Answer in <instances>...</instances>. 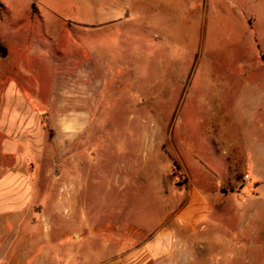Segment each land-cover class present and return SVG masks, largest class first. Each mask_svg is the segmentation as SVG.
I'll return each mask as SVG.
<instances>
[{"label": "rangeland", "instance_id": "1", "mask_svg": "<svg viewBox=\"0 0 264 264\" xmlns=\"http://www.w3.org/2000/svg\"><path fill=\"white\" fill-rule=\"evenodd\" d=\"M107 1L0 0V96L13 85L48 129L32 149L0 156V183L12 168L16 191L13 210L0 200V264H22L42 220L63 264L102 263L170 224L182 226L172 253L128 264H264V17L251 20L245 0ZM215 92L228 104L225 133H215ZM73 108L89 125L74 143L52 126ZM223 138L262 147V163L231 176L191 155L209 157V139ZM217 186L186 233L173 214L193 187Z\"/></svg>", "mask_w": 264, "mask_h": 264}, {"label": "crops", "instance_id": "2", "mask_svg": "<svg viewBox=\"0 0 264 264\" xmlns=\"http://www.w3.org/2000/svg\"><path fill=\"white\" fill-rule=\"evenodd\" d=\"M136 0H108L106 3H112L116 5L122 4H133ZM105 2V1H104ZM246 7L250 11L251 20L257 21L258 18L262 16L264 17V0H245ZM140 7V6H139ZM135 8V10H139L141 8ZM125 10H128L127 8ZM257 17V18H255ZM263 23V22H262ZM262 29L264 28V24L260 26ZM216 98V112L217 118L215 120L214 128L215 133L217 134L224 126H221V116L226 114L228 110V104H226L221 99V95L219 93H213ZM232 107L231 105L229 108ZM78 111L76 108L69 110L68 115V123H58L54 121L53 127L60 131L61 129L64 132H67V136L69 141L75 142L77 138V132L81 131L83 128L87 131L89 125L88 122L82 126L78 124L77 119ZM89 112L87 109L84 110V115L89 116ZM88 121V119L86 120ZM47 128L44 126L42 115L37 112L35 107L31 106L28 98L23 95L22 92H15L13 85L7 87L4 92L1 93L0 96V156L4 158L11 159L14 151H19V148L27 147L29 149L33 148V144L31 143L37 138H44L47 133ZM225 133V130H221ZM206 132V130L204 131ZM52 136L49 134V138ZM209 152L207 158L200 155V151L198 149H194L192 152V156H195L194 159L197 162H213V163H223L228 165V172L232 174L234 167L238 163L246 162V163H262V147L256 148L254 151L244 145L243 143H233L230 140L225 138L218 140L216 143L209 139ZM208 151V149H207ZM205 151L203 149L202 154ZM253 157V159H252ZM260 157V158H257ZM201 158V159H200ZM260 159V160H259ZM233 168V169H232ZM5 171V170H4ZM233 179V177H231ZM231 179V180H232ZM0 183V200L3 197V205L8 206V210H13V204L11 203V197L15 194V190L12 188L13 186V170L12 168L8 169V173H6L1 178ZM166 188H173V186H177L171 182L165 180L164 183ZM158 186L161 187V184ZM217 186V189H206L202 190L198 187H193L191 191V199L184 210H176L175 217L182 220L185 226V232H189L190 228H193L196 224H198L204 215L210 212V208L207 205V201L203 199V197L209 195L213 192H219L218 189H221L222 186ZM213 190V191H212ZM9 199V201L7 200ZM6 209V208H5ZM169 209L174 211L175 209V201H171L169 205ZM7 210V209H6ZM39 227L43 228L42 234L37 236L36 238L28 239L26 242V247L24 246L21 251V261L22 264H63L61 261V257L59 255H53L52 252L48 251L49 249L46 247L47 242L50 241L49 235V225L47 221L42 220L38 222ZM18 224V223H16ZM35 222H29L26 228L34 226ZM138 230L142 231L145 234L148 233V230L142 228V226H135ZM182 228V226H179ZM178 226L175 227L173 224L167 229H163L153 236H149L143 243V247H139L138 249H130L123 248L119 251H116L111 256H108L106 260L99 264H128L126 260L131 257L142 255L148 259L156 260L157 258L164 257L173 252L172 243H170V239L172 238L173 229H179ZM126 227L120 228L118 233L125 231ZM180 230V229H179ZM124 235V234H123ZM34 239V240H33ZM173 242V241H172ZM36 257H34L33 255ZM34 257V258H33ZM52 262V263H51ZM64 264H77L76 259H70L68 261H64Z\"/></svg>", "mask_w": 264, "mask_h": 264}, {"label": "built area", "instance_id": "3", "mask_svg": "<svg viewBox=\"0 0 264 264\" xmlns=\"http://www.w3.org/2000/svg\"><path fill=\"white\" fill-rule=\"evenodd\" d=\"M249 178V176H246V179H248Z\"/></svg>", "mask_w": 264, "mask_h": 264}]
</instances>
